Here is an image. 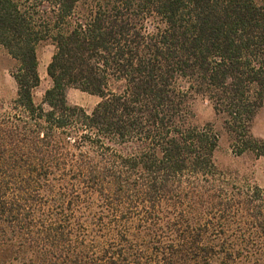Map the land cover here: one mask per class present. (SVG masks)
Wrapping results in <instances>:
<instances>
[{
    "label": "trees",
    "instance_id": "16d2710c",
    "mask_svg": "<svg viewBox=\"0 0 264 264\" xmlns=\"http://www.w3.org/2000/svg\"><path fill=\"white\" fill-rule=\"evenodd\" d=\"M54 47L42 103L38 47ZM17 98L0 110V264H264V190L236 156L264 95V0H0ZM71 89L100 98L91 112Z\"/></svg>",
    "mask_w": 264,
    "mask_h": 264
},
{
    "label": "rangeland",
    "instance_id": "374dc122",
    "mask_svg": "<svg viewBox=\"0 0 264 264\" xmlns=\"http://www.w3.org/2000/svg\"><path fill=\"white\" fill-rule=\"evenodd\" d=\"M37 51L40 61L41 86L35 92V100L37 103H42L46 91L52 86L47 69L54 53V47L42 43ZM16 65V61L0 46V110L2 112L8 111L11 103L17 98L18 87L12 76ZM67 99L70 105L81 107L89 113L101 101L97 96L76 89L68 91ZM193 112L195 125L211 124L220 134V144L215 159L220 170L230 177L231 183L239 187L258 186L264 190V158H256L252 154L236 156L231 147L230 138L223 128L222 119L217 117L212 104L207 99L198 98L193 104ZM251 134L256 139H264V95L254 118Z\"/></svg>",
    "mask_w": 264,
    "mask_h": 264
}]
</instances>
